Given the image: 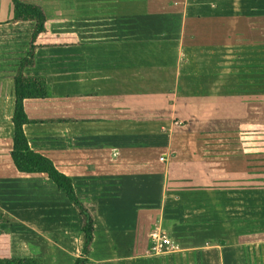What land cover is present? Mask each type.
<instances>
[{
	"label": "crops",
	"instance_id": "0c3cea01",
	"mask_svg": "<svg viewBox=\"0 0 264 264\" xmlns=\"http://www.w3.org/2000/svg\"><path fill=\"white\" fill-rule=\"evenodd\" d=\"M23 1L51 8L52 29L82 40L36 49L25 73L43 75L51 94L24 100L31 121L23 130L93 214L87 264H247L244 250L258 241L264 262L262 161L235 144L202 142L209 128L196 109L220 77L235 79L220 72L237 71L241 47L259 55L250 69H264V14L252 9L264 0ZM11 17V0H0V208L13 217L9 252L73 264L83 245L76 208L45 174L20 172L10 157L13 76L32 29ZM156 228L177 249L150 252Z\"/></svg>",
	"mask_w": 264,
	"mask_h": 264
},
{
	"label": "trees",
	"instance_id": "16d2710c",
	"mask_svg": "<svg viewBox=\"0 0 264 264\" xmlns=\"http://www.w3.org/2000/svg\"><path fill=\"white\" fill-rule=\"evenodd\" d=\"M11 2L12 17L10 22H32V29L25 54L20 58L13 76L14 103L11 117L13 136L10 157L20 172L45 174L58 189L65 193L67 199L76 208L81 218L80 231L83 234V245L81 253L75 258L73 264H87L94 236L93 214L75 193L71 177L60 172L51 159L34 151L23 130V125L31 121L25 112L24 100L44 98L51 94L50 87L43 75L25 73L35 65L36 49L79 45L82 44V40L73 31H54L52 29L54 20L48 16L45 8L40 4L23 0H11ZM237 129L241 135H244L242 137L252 134L264 135V123H241ZM242 149L246 154H253L249 149H246L245 145L242 146ZM11 221H13V217L0 208V264H43V260L38 256H12L10 254L9 226L5 224Z\"/></svg>",
	"mask_w": 264,
	"mask_h": 264
},
{
	"label": "rangeland",
	"instance_id": "374dc122",
	"mask_svg": "<svg viewBox=\"0 0 264 264\" xmlns=\"http://www.w3.org/2000/svg\"><path fill=\"white\" fill-rule=\"evenodd\" d=\"M246 9L247 11L242 10L241 8V12L250 11V8ZM252 9L261 10V12L254 14H264V7H255ZM50 10L51 8H47L49 17L51 16V13L49 12ZM77 21L79 22V17H77ZM80 26L84 27V25ZM102 38L106 39L105 37ZM106 41L109 42L110 40L106 39ZM239 51V54L233 56L236 60L235 64L237 71L220 72V74L224 75H233L235 79L230 82H225L222 80V76L217 85L214 84L213 87H210V92L207 97L204 96L203 99H200V95L198 96L196 109H199L202 106L203 111H201V113L204 114L203 118L200 119L199 126L209 128L199 136L201 138L200 140L207 145L235 144L236 146H239L241 150H243L242 146L245 145L246 149H249V151L253 153L251 159L262 161L259 165L264 166V135L252 134L248 137H242L244 135H241L237 129L241 123H264V69L255 71L254 68L250 69L248 67V64L251 62L249 59L255 60L256 58L255 62L258 61L259 63V55H249L247 48L242 49L241 47V50ZM226 53L229 52L227 51ZM229 54H231V52ZM226 61H228V59ZM211 96H213V98ZM215 110L221 112L225 117L211 120V112ZM261 172L264 173V169H261ZM262 184L264 185V182ZM263 238L264 237H262V239ZM255 240L256 239H254V241ZM9 241L10 237L8 239V242ZM258 244H260L259 241L257 243L252 242L245 248L246 250H244V254L248 257L247 264H264L261 257L262 254L259 256L262 262L258 263V260H256L259 253V248H256ZM149 251L154 253L151 249ZM37 252L38 250L35 253ZM41 259L43 260L42 257ZM48 260L50 259L47 258V261Z\"/></svg>",
	"mask_w": 264,
	"mask_h": 264
},
{
	"label": "built area",
	"instance_id": "2783aa9c",
	"mask_svg": "<svg viewBox=\"0 0 264 264\" xmlns=\"http://www.w3.org/2000/svg\"><path fill=\"white\" fill-rule=\"evenodd\" d=\"M150 249L154 253H162L167 251H174L177 249V244L161 229H153L149 234Z\"/></svg>",
	"mask_w": 264,
	"mask_h": 264
}]
</instances>
